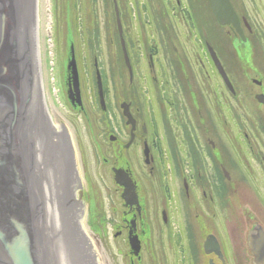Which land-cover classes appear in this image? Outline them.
Wrapping results in <instances>:
<instances>
[{"label":"flooded vegetation","instance_id":"af4514ba","mask_svg":"<svg viewBox=\"0 0 264 264\" xmlns=\"http://www.w3.org/2000/svg\"><path fill=\"white\" fill-rule=\"evenodd\" d=\"M228 2L221 24L209 0H113L121 26L113 81L128 128L121 147L141 146L149 175L158 177L159 194L151 191L161 238L174 247L183 240L164 231L181 213L195 255L190 213H205L203 253L209 235L216 241L205 253L210 264H264V0ZM78 77L81 105L69 103L84 111L79 71ZM65 86L66 94L75 92L68 76ZM102 89L104 95L103 80ZM124 109L135 120L127 147L132 125ZM115 168L129 172L138 200L124 205L117 234L127 242L129 231L137 237L140 258L149 199L128 167Z\"/></svg>","mask_w":264,"mask_h":264},{"label":"water","instance_id":"95a60500","mask_svg":"<svg viewBox=\"0 0 264 264\" xmlns=\"http://www.w3.org/2000/svg\"><path fill=\"white\" fill-rule=\"evenodd\" d=\"M209 2L226 23L228 0ZM50 18L51 0H0V264H122L117 248L92 230L82 146L48 86ZM67 69L75 88L68 98L81 105L72 45ZM96 88L105 109L97 67ZM123 115L132 125L127 147L135 120L126 109ZM144 156L148 163L146 145ZM112 172L124 205H138L129 172ZM215 244L209 235L205 253Z\"/></svg>","mask_w":264,"mask_h":264},{"label":"rangeland","instance_id":"374dc122","mask_svg":"<svg viewBox=\"0 0 264 264\" xmlns=\"http://www.w3.org/2000/svg\"><path fill=\"white\" fill-rule=\"evenodd\" d=\"M71 45L83 86L84 111L74 108L66 94ZM120 54L113 0H51L48 86L82 146L92 230L117 248L118 257L122 254V264H210L201 246L205 233L210 231L205 213L197 218L193 211L190 213L195 255L186 247V224L180 218L181 213L179 220L172 219L164 231L176 240L182 234L183 240L174 247L167 238L158 235L159 215L157 219L153 203L156 194L151 191L152 187L159 194L158 177L149 175L150 164H144L141 146L121 147V142L128 139V128L118 112L119 98L113 81L114 63ZM96 67L104 82L105 109L98 101ZM148 137L153 139L154 135L150 132ZM119 165L132 171L140 193L149 199L145 227L150 229L146 228L143 236L140 258L132 253L125 235L117 234L125 210L112 172ZM170 198L174 201L177 196ZM214 232L220 240L225 236L221 227Z\"/></svg>","mask_w":264,"mask_h":264}]
</instances>
